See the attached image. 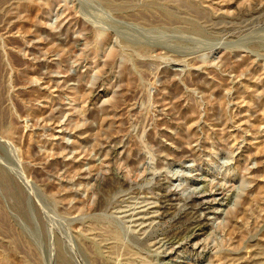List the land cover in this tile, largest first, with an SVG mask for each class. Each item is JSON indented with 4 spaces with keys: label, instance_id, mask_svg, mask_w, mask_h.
<instances>
[{
    "label": "rangeland",
    "instance_id": "374dc122",
    "mask_svg": "<svg viewBox=\"0 0 264 264\" xmlns=\"http://www.w3.org/2000/svg\"><path fill=\"white\" fill-rule=\"evenodd\" d=\"M106 262L264 264V0H0V264Z\"/></svg>",
    "mask_w": 264,
    "mask_h": 264
},
{
    "label": "bare ground",
    "instance_id": "6f19581e",
    "mask_svg": "<svg viewBox=\"0 0 264 264\" xmlns=\"http://www.w3.org/2000/svg\"><path fill=\"white\" fill-rule=\"evenodd\" d=\"M49 84H50V83H49ZM72 155H73V154H72ZM66 156H67V155H66ZM58 174H59V173H58ZM169 195H170V194H169ZM170 196H174V195H170ZM160 197H161V196H160ZM168 197H169V196H168ZM168 201H169V200H168ZM194 204H195V203H194ZM192 205H193V204H192ZM192 205H191V206H192ZM195 205H196V204H195ZM183 206H184V205H183ZM167 207H168V206H167ZM189 207H190V206H189ZM161 208H162V207H161ZM198 208H199V207H198ZM198 208H192V207H190V209H192L193 211H196V212H198ZM201 208H202V207H201ZM202 209H203V208H202ZM172 210H173V209H172ZM191 212H192V211H191ZM167 213H168V212H167ZM172 213H173V212H172ZM185 214H187V213H185ZM193 214H194V213H193ZM194 215H195V214H194ZM196 215H197V214H196ZM186 216H187V215H186ZM187 218H188V217H187ZM194 220H195V219H194ZM199 221H200V220H199ZM194 222H195V221H194ZM195 224H196V227L199 228L198 226H200V222L198 223V221H196ZM195 224H194V225H195ZM200 227H201V226H200ZM191 228H192V227H191ZM195 229H196V228H195ZM184 231H185V229H184ZM191 231H192V230H191ZM180 233H181V232H180ZM178 234H179V233H178ZM185 235H186V233H185ZM190 235H191V234H190ZM170 237H171V236H170ZM175 237H176V236H175ZM175 237H174V238H175ZM165 238H166V237H165ZM171 238H172V237H171ZM162 240H163V239H162ZM178 240H180V238H178V237H176L175 239H168V238L165 239V241H167L168 243H170V242H172V241H173V242H176V241H178ZM165 245H166V244H165ZM160 246H161V245H160ZM93 248H94V247H93ZM91 249H92V248H91ZM93 250H94V249H93ZM85 251H86V250H85ZM91 252H92V251H91ZM87 253H88V252H87ZM93 257H94V256H93ZM247 257H248V256H247ZM95 259H96V257H95ZM220 259H221V258H220ZM93 260H94V259H93ZM218 261H219V260H218ZM218 261H217V262H218ZM90 262H91V261H90ZM97 262H98V261H97ZM217 262H216V263H217ZM222 262H223V261H222ZM106 263H107V262H106ZM219 263H220V262H219ZM240 263H242V262H240ZM90 264H91V263H90ZM107 264H108V263H107ZM225 264H226V263H225Z\"/></svg>",
    "mask_w": 264,
    "mask_h": 264
}]
</instances>
